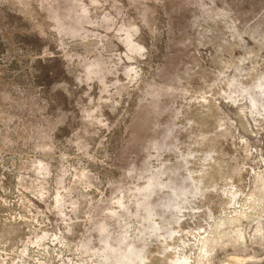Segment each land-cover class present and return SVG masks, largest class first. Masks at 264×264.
Listing matches in <instances>:
<instances>
[{
  "label": "rangeland",
  "instance_id": "obj_1",
  "mask_svg": "<svg viewBox=\"0 0 264 264\" xmlns=\"http://www.w3.org/2000/svg\"><path fill=\"white\" fill-rule=\"evenodd\" d=\"M0 264H264V0H0Z\"/></svg>",
  "mask_w": 264,
  "mask_h": 264
}]
</instances>
